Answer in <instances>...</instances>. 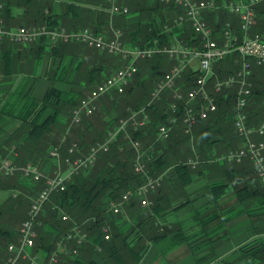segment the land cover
I'll return each mask as SVG.
<instances>
[{
    "label": "trees",
    "instance_id": "obj_1",
    "mask_svg": "<svg viewBox=\"0 0 264 264\" xmlns=\"http://www.w3.org/2000/svg\"><path fill=\"white\" fill-rule=\"evenodd\" d=\"M147 1L130 0L127 2L130 8L129 12L133 13L128 22L135 25L136 28L131 32L126 31L127 38L125 40L128 41L129 45L125 43L123 36V42L126 46L167 48L173 45V42L190 46L200 45L201 39L194 32L189 22L181 24L174 22V18L183 12L181 7L162 3L158 0H152L151 3ZM215 1L221 5L230 0ZM0 4L2 5L0 16L8 28L14 23L44 26L49 30L61 28V17L45 11L47 0H15L14 2L0 0ZM17 4L24 7L20 17L25 22H20V17L15 18L13 6ZM66 6L71 11L75 8L72 2H67ZM30 7L32 10L29 9ZM149 10H154L156 13ZM255 11L256 19L251 29L252 34L264 30V0L257 3ZM142 12L146 13V16ZM218 12H220L218 9L208 10L204 18L215 32H222L227 23L223 19L217 20V16L219 18ZM100 15L101 11H98V16ZM237 18L236 15L233 25L230 27L233 34L241 38L240 26L236 24ZM106 23L108 24V19ZM91 28L100 33L97 22L91 25ZM5 41L17 44V46H26L34 61L42 60L44 55L49 53L58 59V63L50 72V76L54 80L53 83L45 90L41 98L31 97L29 104L25 105L29 111L21 117L22 124L14 134L16 137L21 136L17 145L13 149L0 145L1 155H6L9 149H12L16 152V156L10 155L11 153L9 155L16 163L31 162L43 167L48 159L47 150L57 145L64 137V133L66 145H70L73 141L77 142L79 150L85 152L96 141H103L111 132H115L108 150L99 152L92 165L74 174L63 190L52 192L36 219V237L34 238V245L29 250L33 253L40 251L45 256L53 250L55 240L61 239L73 225V220L59 218L63 221L62 223L56 218L59 207L64 208L73 218L79 220L77 223L84 222L82 229L87 232L88 241L80 246L78 254L62 255L57 264H97L93 258L96 246L101 247L98 254L106 264H138L140 252L144 248L146 240L158 239L164 236L167 231L166 229L161 230L160 225H155L156 222L149 219L151 214H161L162 208L159 200L164 193V187L175 190L176 187L188 183L191 180L190 174L200 168L196 169L197 164L203 168L205 165L202 163L219 160L220 157L217 153L220 146L226 147L228 151L244 145V139L238 134L233 124L237 94L236 85L222 86L217 91H214L211 86L209 90L216 100V110L211 112L207 118L198 119L191 133L184 131L181 108L175 113L170 111L171 90H166L159 99L147 104L154 84L148 94L144 90L141 96L138 95V98L134 99L135 102L131 106L129 105V101L132 103L135 88H145V84L139 75L135 82L131 79L122 92L114 91L103 95L104 99L100 101L97 111L83 114L79 122L69 126L72 110L79 105L81 99L97 83L110 76L117 67L124 63L125 60L122 56L89 48L75 40L52 42L46 33L41 34L37 40L29 44H18L4 38L0 40V46L4 45ZM2 58L10 60L11 64L14 57L10 50H7L3 52ZM143 61H146L144 66L149 75L161 72L165 68L169 70L173 64L168 53L163 51L155 53ZM249 61L251 63L252 89L245 110L247 125L257 128L260 124H264V66L256 64L252 58H249ZM240 63L241 56L237 51L226 54L214 61V76L211 79L226 77L234 72ZM197 73L198 71L192 67H186L177 80V84H181L183 90L191 88ZM141 108H144L148 114V120L143 126L137 129L131 126L119 129V124L115 123L118 118H124ZM111 109L117 110L120 114L116 116L117 119H106L104 114ZM171 119L172 121H170ZM161 124H171L172 128L169 137L166 139L158 137V127ZM251 138L255 141L264 140V134L253 133ZM131 139L139 140L145 155L151 156V159L147 161L149 175H162L160 185L148 194L151 204L147 207L140 208L135 205V200L130 201V207L137 208L139 215L147 213L148 216L143 219L141 217L140 221L134 222L127 229L113 223L112 232L109 229L111 234L105 240L103 239L102 227L110 224L104 219L107 218L106 211L109 202L118 200L123 192L129 189L133 190L145 181V176L134 170L135 150L129 142ZM127 140L129 141L126 142ZM184 153L188 154L190 158L182 159ZM62 154H67L66 147L62 149ZM220 159L230 163V166H234L233 164L236 163L241 164L245 158L241 161ZM246 159L250 161L252 170L242 179L241 183L239 182L238 198L243 200L250 195L255 197L257 203L255 212L262 215L264 214V183L256 175L251 160ZM189 160L196 161L195 165L192 166L188 162ZM207 164L213 165V163ZM11 177L0 175V188L14 189L20 194H17L18 197L16 198L14 195L6 200L8 206L12 208L9 215L12 216L15 224L6 225L0 222V237L6 251L9 241L16 240L17 223L27 216V205H30L29 196L37 193L44 185L43 179L33 180L31 178L23 184L22 180L26 178L19 173L13 176L15 179L10 180ZM228 181L231 180L228 179ZM227 184L229 183L224 181H213L210 186L213 193L217 194L214 191L227 186ZM137 200L140 203L138 197ZM186 202L181 201L173 205L171 210ZM136 228L138 229L137 233L130 240H127V236ZM238 249L244 256L252 258L253 263L264 264V242H258L255 238L240 245ZM83 250L89 253L88 260L83 259L81 254Z\"/></svg>",
    "mask_w": 264,
    "mask_h": 264
},
{
    "label": "built area",
    "instance_id": "obj_2",
    "mask_svg": "<svg viewBox=\"0 0 264 264\" xmlns=\"http://www.w3.org/2000/svg\"><path fill=\"white\" fill-rule=\"evenodd\" d=\"M108 10L111 14H127L128 7L120 0H106ZM165 3H172L183 8L175 23L181 24L189 22L194 32L200 37V45L188 46H170V47H131L123 46L121 42L122 30L117 28L113 30L111 38H104L90 28H82L74 31H67L64 28L49 30L44 26H24L20 25L13 29L5 28L2 17L0 16V40L8 37L18 44H29L38 39L41 34H48L52 42L57 40L70 41L75 40L82 42L89 47L105 50L108 53H119L123 57L129 56L133 60L151 57L157 51H165L171 57H177V62L164 74L151 91L150 99L147 104L159 99L166 90H171L170 111L175 113L181 108V118L184 124V131L191 133L198 119H205L208 115L216 110V101L209 94L205 87L208 79L213 74V62L224 57L226 54L237 51L241 56L239 67L232 73L228 74L221 81L214 84L215 91L222 86L236 85L237 94L235 99V109L233 114V124L238 134L244 139V145L228 150L224 154V158L228 160L241 161L244 157H248L253 165L254 171L261 182L264 183V140H253V133L264 134V124L257 128L247 125V113L245 110L248 97L251 94L252 82L250 80L252 58L256 64L264 66V30L251 33L252 26L255 22V4L262 0H238L224 3V5L232 12L239 16L240 31L242 37L238 38L233 34L229 24L226 25L220 36L216 35L213 27L208 24L204 18L203 12L216 8L218 4L214 0H161ZM2 5L0 4V9ZM192 60L197 62L198 71L194 80V85L183 90L181 85L177 84V80L181 77L183 70L190 64ZM136 71L132 62L117 69L113 74L97 84L89 93L81 99L79 105L72 110V121L77 123L83 114H89L94 110V101L107 92H122ZM148 120V114L144 108L132 112L130 115L121 120L119 129H125L128 126L134 129L143 126ZM172 121V119L170 120ZM171 124H161L158 127V137L166 139L169 137ZM115 132H111L108 137L89 147L86 154H76L79 146L76 142L70 144L67 149V155H61V145L54 146L50 151V156L59 159L62 158L66 165L65 171L56 170L53 175H45L38 166L27 162L22 167L25 177L33 180L45 179L44 186L39 190L37 195L30 202V208L27 217L21 222L18 236L15 241H10L7 245V256L3 264H17L22 259L28 264H57L58 252L76 253L77 248L69 247V243L79 246L87 240V232L79 225H76L57 242L56 250L48 256L40 259L39 253H33L29 249L34 245L36 237L35 222L37 216L49 195L53 191L63 190L67 182L74 173L81 168L91 165L101 151L108 149L110 141L114 138ZM132 146L135 149V158L133 167L138 173L145 176V181L133 190H127L123 193L121 200L110 202V209L113 213L120 211L121 203L129 200L134 195L139 197L143 206L151 204L146 196L160 185L161 176L149 175L147 161L151 159L150 155H145V151L141 149L140 141L132 140ZM192 166L196 161H188ZM16 170V166L7 158L0 154V173L11 175ZM66 218L65 215L62 216ZM103 238H109V230L107 225L102 227ZM100 249L99 246H97ZM58 251V252H57Z\"/></svg>",
    "mask_w": 264,
    "mask_h": 264
},
{
    "label": "crops",
    "instance_id": "obj_3",
    "mask_svg": "<svg viewBox=\"0 0 264 264\" xmlns=\"http://www.w3.org/2000/svg\"><path fill=\"white\" fill-rule=\"evenodd\" d=\"M122 1L126 4L130 2ZM67 2L74 3V10L66 6ZM23 9L21 4L13 6L15 18L21 16ZM29 9L32 10V7ZM45 11L59 15L61 28L71 31L91 27L96 22L99 32L106 37L111 36V26L127 32L136 28L121 16H111L105 0H47ZM98 11H101L100 16ZM142 13L146 16V13ZM237 17L236 24H240ZM19 19L25 22L21 17ZM220 34L216 32V35ZM7 50L14 57L11 64L10 60L2 58L3 52ZM31 55L26 46H17L8 41L0 46V145L12 149L21 137L14 135L22 124L21 117L29 111L25 105L29 104L31 97H42L54 81L50 72L58 63V59L49 53L40 61H34ZM9 153H12L10 149L6 155ZM211 162L213 165L209 164V168L200 166L199 170L193 171L190 174L191 180L175 190L164 187L159 200L161 214H151L149 219L154 220L155 225H160L161 230L167 231L158 239L146 240L138 264H255L252 258L244 256L238 249L240 245L255 238L258 242H264V214H256L255 197L250 195L239 200L237 192L239 182L252 170L251 163L245 159L241 164L230 166V163L220 158ZM213 181L229 184L215 190V194L210 186ZM8 194L9 188H0V222L13 225L15 222L9 215L12 208L6 202ZM181 201L187 202L171 210L173 205ZM123 214L117 223L123 229L140 221L141 217L143 219L148 216L147 213L139 215L137 208L130 206L123 209ZM137 231L136 228L126 239L130 240ZM6 254L0 237V264L4 263ZM81 254L84 260L89 259L86 250L81 251ZM93 258L97 264H106L99 257Z\"/></svg>",
    "mask_w": 264,
    "mask_h": 264
},
{
    "label": "rangeland",
    "instance_id": "obj_4",
    "mask_svg": "<svg viewBox=\"0 0 264 264\" xmlns=\"http://www.w3.org/2000/svg\"><path fill=\"white\" fill-rule=\"evenodd\" d=\"M123 4H125L122 0H120ZM158 1H160V2H162L161 0H158ZM215 1V0H214ZM230 1H238V0H230ZM230 1H228V2H224V3H229ZM106 3H107V1H106ZM162 3H165V2H162ZM224 3L223 4H221V5H219L218 4V6L216 7V8H213L212 10H215V9H218V11H220V12H218L219 13V18H218V16H217V18L218 19H223L224 21H226V23L227 24H229L230 26L231 25H233V22H234V19H235V17H236V15L237 14H235L234 12H232L230 9H228L227 7H225V6H222V5H224ZM166 4H172V3H166ZM127 7H128V5L127 4H125ZM172 5H174V6H179V5H175V4H172ZM256 5L257 4H255V6H254V8H255V10H256ZM179 7H181V6H179ZM182 8V7H181ZM128 9H130L129 7H128ZM183 9V8H182ZM107 10H108V4H107ZM109 11V10H108ZM109 13H110V11H109ZM129 13V14H128ZM132 14L133 13H130L129 12V10H128V12H127V14H120V15H124V16H121L120 18H123V19H125V20H127V22H128V20L129 19H131L132 18ZM110 15L111 16H120L119 14H111L110 13ZM221 16V17H220ZM115 19V18H114ZM176 19V17L174 18V20ZM255 19H256V16H255ZM2 21H3V24H4V26H5V28H7V29H13V28H15V27H17V26H20V25H24V26H36V25H33V24H25V23H16V24H13V26L14 27H6V25H5V23H4V19L2 18ZM126 23V22H125ZM255 23V22H254ZM112 27V30H111V36H108V37H106V36H104L103 34H101V33H98V32H96V33H98V34H101L104 38H111L112 36H113V30L114 29H117V28H119V29H121L122 30V36H121V42H122V44H123V46H126L125 44H124V42H123V36H124V40H125V38H127L126 37V31L124 30V29H122V28H120V27H116V26H111ZM83 28H90L91 30H93L91 27H83ZM80 29H82V28H80ZM67 30V29H66ZM77 30H79V29H77ZM67 31H70V30H67ZM74 31V30H73ZM76 31V30H75ZM94 31V30H93ZM95 32V31H94ZM233 32V31H232ZM4 38H8V37H4ZM4 38H2V39H4ZM1 39V40H2ZM9 39V38H8ZM9 40H11V39H9ZM12 41V40H11ZM12 42H14V41H12ZM14 43H16V42H14ZM82 43V42H81ZM125 43L126 44H128L129 45V43H128V41H126L125 40ZM84 44V43H83ZM181 44H183V43H177V42H173V45L174 46H179V45H181ZM86 45V44H85ZM183 45H186V44H183ZM87 46V45H86ZM172 46V45H171ZM188 46H190V45H188ZM191 46H194V45H191ZM89 47V46H88ZM126 47H128V46H126ZM89 48H93V47H89ZM128 48H131V47H128ZM142 48H145V47H142ZM94 49V48H93ZM95 49H97V48H95ZM98 50H100V49H98ZM101 51H105V50H101ZM162 50H160V51H157V52H155V53H158V52H161ZM106 52V51H105ZM163 52H165V51H163ZM108 53V52H107ZM154 53V54H155ZM166 53V52H165ZM111 54H117V55H121V54H119V53H111ZM122 56V55H121ZM122 58L125 60L124 61V63L122 64V65H120L119 67H117V69H119L120 67H122V66H124V65H126L127 63H130V62H132V64L133 65H135V67H136V71H135V73L137 72V74L135 75V73H134V75H135V77H134V75L132 76V80L135 82L136 81V77L139 75V77L143 80V82H144V84H145V88L144 89H141V88H135V91L133 92L134 93V96H133V100H132V103H131V101H129V105L131 106L134 102H135V100L134 99H137L138 97V95H140L141 96V94L143 93V91L144 90H146V94H148L149 93V90L154 86V84L156 85V83H157V81L159 80V79H161V77H162V75L164 74V73H166L168 70H167V68H165L163 71H161V72H155V73H151L150 75L147 73V70H146V68H145V66H144V63L146 62V61H143V59H145V58H140V59H135V60H133L131 57H129V56H126V57H123L122 56ZM149 58V57H148ZM169 58L170 59H172L173 60V64L171 65V67L174 65V63H176L177 62V57H171L170 55H169ZM214 63V62H213ZM189 67H192V69H196L197 68V62L195 61V60H192L191 62H190V64L188 65ZM187 66V67H188ZM170 67V68H171ZM116 69V70H117ZM212 69H213V65H212ZM115 70V71H116ZM114 71V72H115ZM113 72V73H114ZM112 73V74H113ZM214 76V70H213V74L210 76V78L208 79V82L206 83V87H205V89H206V91L209 93V94H211L212 96H213V94L210 92V90L209 89H211V86H212V88H213V90L215 91V87H214V84H215V82L216 81H221V80H223V78H221V79H219V78H214L213 80L211 79V77H213ZM109 77V76H108ZM107 78V77H106ZM105 78V79H106ZM104 79V80H105ZM130 79V80H131ZM102 82V81H101ZM101 82H99V83H101ZM130 82V81H129ZM128 82V83H129ZM99 83H97V84H99ZM181 85V84H180ZM182 86V85H181ZM94 88V87H93ZM92 88V89H93ZM152 91V90H151ZM112 92H114V91H111V92H107V93H104V94H101L95 101H94V112L95 111H97V108L99 107V103H100V101L101 100H103L104 99V97H102L103 95H105V94H108V93H112ZM89 93V92H88ZM87 93V94H88ZM86 94V95H87ZM150 94H151V92H150ZM85 95V96H86ZM84 96V97H85ZM111 96H113V95H111ZM83 97V98H84ZM102 97V98H101ZM214 97V96H213ZM100 98V99H99ZM99 99V100H98ZM215 99V98H214ZM216 101V100H215ZM216 105H217V103H216ZM78 106V105H77ZM76 106V107H77ZM92 111V112H93ZM91 112V113H92ZM134 112V111H133ZM132 113V112H131ZM130 113V114H131ZM90 114V113H89ZM129 114V115H130ZM104 115H106V119H112V118H115V119H117L116 118V116L117 115H120L118 112H117V110H115V109H111L110 111H108V113H105ZM66 117V116H65ZM127 117V116H126ZM82 118V117H81ZM125 118V117H124ZM124 118H118V120H116V124L118 123L119 125H120V123H121V120L122 119H124ZM65 119V118H64ZM67 119H68V117H67ZM69 120H70V124H69V126L70 125H72V123H74L73 121H72V114H71V118L69 117ZM81 120V119H80ZM115 124V125H116ZM261 125V124H260ZM172 128V127H171ZM253 128H255V127H253ZM64 136V137H63ZM62 137L63 138H61V140H60V142L57 144V145H61V155H62V157L64 156L63 154H62V149H64V147H66L67 149H68V147L70 146V145H66L65 144V142H64V139H65V133H64V135H63ZM105 140V139H104ZM103 140V141H104ZM132 140L133 139H131L130 141L129 140H127L126 142H132ZM74 142V141H73ZM73 142H71V144L73 143ZM97 142H102V141H96L95 143H97ZM77 143V142H76ZM78 144V143H77ZM132 144V143H131ZM57 145H54V146H57ZM130 145V144H129ZM53 146V147H54ZM53 147H51L50 149H48L47 151H48V159H47V162H45V164L43 165V167H40V166H38V165H36V164H34V165H36V166H38L39 167V169L45 174V175H47V176H50V175H53V173H54V171H56V170H60V171H65L66 170V165L64 164V162H62L63 161V159L62 158H59V159H56V158H54V157H50L49 155V151L53 148ZM134 148V147H133ZM184 149H186V147L184 146ZM108 150V149H107ZM106 150V151H107ZM135 150V149H134ZM87 151V150H86ZM86 151L85 152H81V150H79L78 152H76V154H81V155H84V154H86ZM11 154L10 155H13V156H16V152L13 150L12 151V149H11ZM81 152V153H80ZM187 152V151H186ZM227 152V148L226 147H224V146H220V148L218 149V157H220V158H224V154ZM68 153V152H67ZM2 154V153H1ZM10 155H2V157H4V158H7L11 163H13L15 166H16V170L14 171V173L13 174H11V175H6V176H8V177H11L10 178V180H13V179H15V177H13L16 173H19V174H21L24 178H26V179H23V180H26V181H23L22 179H21V177H20V179L22 180V182H23V184H25V182H27V181H29V178L28 177H25L24 175H23V172H22V167L25 165V164H18V163H16V161L15 160H13L12 159V157L10 156ZM67 155V154H66ZM98 155V154H97ZM186 158H190V156L188 155V154H183V156H182V159H186ZM191 158H193V157H191ZM245 159L246 158H248V157H244ZM244 159V160H245ZM199 160V159H198ZM200 161V160H199ZM95 162V161H94ZM93 162V163H94ZM31 163V162H30ZM92 163V164H93ZM207 163H212L211 161L210 162H207ZM207 163H202V165H205V167H207V168H209V166H208V164ZM33 164V163H32ZM91 164V165H92ZM90 166V165H89ZM88 167V166H87ZM200 167V165L199 164H197V166H196V169L197 168H199ZM84 168H86V167H84ZM81 169H83V168H81ZM80 169V170H81ZM79 170V171H80ZM78 171V172H79ZM3 173H0V175H2ZM74 174H76V173H74ZM73 174V175H74ZM3 175H5V174H3ZM72 175V176H73ZM161 177H162V175H160ZM72 178V177H71ZM43 179V178H42ZM43 181H45V179H43ZM70 181V180H69ZM68 183V182H67ZM44 186V185H43ZM130 190V189H129ZM39 192V191H38ZM37 192V193H38ZM54 192V191H53ZM126 192V191H125ZM125 192H123V193H125ZM37 193H35L34 195H30L29 196V198H28V200H29V202H31L32 201V199L37 195ZM150 193V192H149ZM148 193V194H149ZM20 195L18 192H16L14 189H9V194H8V197H13L14 195H16L15 196V198L16 197H18V195ZM30 194V193H29ZM148 194H147V198L150 200V198H149V196H148ZM123 195V194H122ZM122 195H121V197H122ZM50 196V195H49ZM121 197L118 199V200H116V202H118V201H120L121 200ZM132 198H136V199H132ZM48 199H49V197H48ZM47 199V200H48ZM138 199H139V197H138ZM46 200V201H47ZM131 200H135L136 202H135V205H137V206H139L140 208H145V207H147V206H143L141 203H139L138 202V200H137V196H134V195H132L130 198H129V200H127V201H125V202H123V203H121V205H120V211L119 212H117V213H113L112 211H111V209H110V202H112V201H110L109 202V204H108V206H107V211H106V214H107V218L105 217L104 219H105V221H108L110 224H106L107 226H108V230L110 229L111 230V232H112V225H113V223H118V221H120L121 219H122V217H123V209H125V207H129L130 206V201ZM140 200V199H139ZM45 201V202H46ZM44 202V203H45ZM44 205V204H43ZM27 207H28V210H29V208H30V205L28 206L27 205ZM43 207V206H42ZM42 209V208H41ZM28 210H27V213H28ZM23 211V210H22ZM25 212H26V209H25ZM23 213V212H22ZM40 213H41V210H40V212H39V214L38 215H40ZM63 215H65L66 216V218L65 219H63L62 218V216ZM24 216H25V214H24ZM27 217V216H26ZM38 217V216H37ZM56 218L59 220V221H61L60 219H62V220H73V225L69 228L70 230L73 228V227H75L76 225H79L81 228H83L82 227V225L84 224V222L82 221V222H80V223H77V222H79V220H76L75 218H73L69 213H67L66 211H65V209L64 208H62V207H59L58 209H57V215H56ZM60 218V219H59ZM76 220V221H75ZM23 221V218H22V220L20 221V222H18L17 223V229H18V231H19V228H20V224H21V222ZM76 223H75V222ZM62 223H63V221H61ZM66 223V222H65ZM35 228V232H36V227H34ZM110 232H109V236H110ZM17 236H18V234H17ZM17 236H16V238H17ZM59 240H60V238H58ZM58 239H56L55 240V244H54V248H53V250L50 252V254L51 253H53L55 250H56V248H57V242L59 241ZM87 239H88V235H87ZM104 239V238H103ZM105 240H107V239H105ZM86 241H88V240H86ZM85 241V242H86ZM10 242V241H9ZM84 242V243H85ZM82 245V244H81ZM81 245H79V246H76V245H74V243H72V242H70L69 243V247L70 248H73V247H76L77 248V252L76 253H72V252H58V262H59V260H60V257L62 256V255H76V254H78L80 251H79V248H80V246ZM100 247V246H99ZM101 250V247H100V249H98L97 248V246H96V250H95V252H94V255H93V257H99V251ZM38 253H39V256H40V259L42 260V257H44L45 255H43L40 251H38ZM50 254H46V256H48V255H50ZM7 256V255H6ZM6 258V257H5ZM100 258V257H99ZM25 262H27L26 260H21L19 263H17V264H22V263H25Z\"/></svg>",
    "mask_w": 264,
    "mask_h": 264
},
{
    "label": "bare ground",
    "instance_id": "obj_5",
    "mask_svg": "<svg viewBox=\"0 0 264 264\" xmlns=\"http://www.w3.org/2000/svg\"><path fill=\"white\" fill-rule=\"evenodd\" d=\"M216 2V1H215ZM120 15V14H119ZM95 49V48H94Z\"/></svg>",
    "mask_w": 264,
    "mask_h": 264
}]
</instances>
